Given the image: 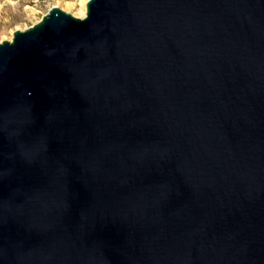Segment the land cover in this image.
<instances>
[{
	"label": "water",
	"instance_id": "95a60500",
	"mask_svg": "<svg viewBox=\"0 0 264 264\" xmlns=\"http://www.w3.org/2000/svg\"><path fill=\"white\" fill-rule=\"evenodd\" d=\"M0 44V264H264V0H89Z\"/></svg>",
	"mask_w": 264,
	"mask_h": 264
},
{
	"label": "rangeland",
	"instance_id": "374dc122",
	"mask_svg": "<svg viewBox=\"0 0 264 264\" xmlns=\"http://www.w3.org/2000/svg\"><path fill=\"white\" fill-rule=\"evenodd\" d=\"M88 1L0 0V44L11 42L15 32L25 31L36 25L53 7H58L63 12L82 19L84 18L82 4Z\"/></svg>",
	"mask_w": 264,
	"mask_h": 264
},
{
	"label": "bare ground",
	"instance_id": "6f19581e",
	"mask_svg": "<svg viewBox=\"0 0 264 264\" xmlns=\"http://www.w3.org/2000/svg\"><path fill=\"white\" fill-rule=\"evenodd\" d=\"M87 4V3H86ZM86 4H82V15L85 17L86 15Z\"/></svg>",
	"mask_w": 264,
	"mask_h": 264
}]
</instances>
